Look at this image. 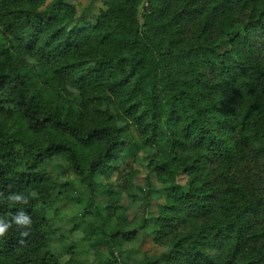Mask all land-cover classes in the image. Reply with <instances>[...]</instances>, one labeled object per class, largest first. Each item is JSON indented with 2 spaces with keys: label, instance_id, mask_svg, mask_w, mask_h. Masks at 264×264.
Masks as SVG:
<instances>
[{
  "label": "trees",
  "instance_id": "16d2710c",
  "mask_svg": "<svg viewBox=\"0 0 264 264\" xmlns=\"http://www.w3.org/2000/svg\"><path fill=\"white\" fill-rule=\"evenodd\" d=\"M43 2L0 0V264H60L54 221L73 196V230L108 252L97 264H264V0H139L136 21L129 0H102L94 25ZM128 144L170 184L153 259L138 231L86 220L111 218L103 177L133 186ZM55 160L60 179L43 170Z\"/></svg>",
  "mask_w": 264,
  "mask_h": 264
},
{
  "label": "rangeland",
  "instance_id": "374dc122",
  "mask_svg": "<svg viewBox=\"0 0 264 264\" xmlns=\"http://www.w3.org/2000/svg\"><path fill=\"white\" fill-rule=\"evenodd\" d=\"M54 1L44 0L40 10L46 9ZM63 3L72 7L74 12L73 20L81 18L87 25H94L98 16L105 11L102 0H63ZM129 3L127 5L128 8L134 5V10L136 11L134 17L136 21L137 15H141L142 13V6H139V0H129ZM187 32H189V29ZM33 63V60L26 59V64L32 66ZM0 122L6 128L12 127L10 120L3 115L0 116ZM146 150L148 149L143 150L135 144H128L124 154L120 156L119 163L121 170H128L130 168L134 173L132 175L133 186L129 189L128 193L120 191L116 174H112L107 180L105 177L102 178L103 185L113 192V197L110 200L109 197H101L94 200V203L102 206L104 210L103 217L105 218L106 215H110V220L106 219L100 222L90 215L86 216V220L97 222L102 226L107 225L103 226L105 232L115 229L138 231L139 235L131 246L137 248L143 256L153 259L155 256L168 250L171 238L164 240L162 244L155 243L153 238L154 232L152 229H149L152 227L149 217H158L160 212L164 210V192L168 190L170 184L158 182L155 174L148 167ZM57 163L58 161L55 160L43 164V170L54 179H60L61 175V172L56 167ZM69 177L71 180L75 179L74 176ZM173 182L175 186L183 188L187 182V177L185 174L176 173L173 177ZM70 192L71 195H74L72 190ZM145 195H148L147 199L144 198ZM58 208L60 216L54 221L56 226L54 252L59 258V263L97 264L98 258L108 259L109 255L105 248L100 247L92 250L87 246L85 241H80V233L83 231L85 224L80 223L77 229L73 230L74 222L72 219L77 215H82L84 199L73 196L70 201L61 204ZM46 217L50 221L54 219L53 211H48ZM184 224H180L178 231L186 228ZM118 264H126V260L119 258Z\"/></svg>",
  "mask_w": 264,
  "mask_h": 264
},
{
  "label": "clouds",
  "instance_id": "9594fccd",
  "mask_svg": "<svg viewBox=\"0 0 264 264\" xmlns=\"http://www.w3.org/2000/svg\"><path fill=\"white\" fill-rule=\"evenodd\" d=\"M3 230H4L3 228H0V233H2V232H3Z\"/></svg>",
  "mask_w": 264,
  "mask_h": 264
}]
</instances>
